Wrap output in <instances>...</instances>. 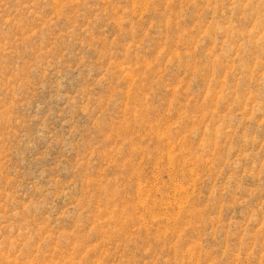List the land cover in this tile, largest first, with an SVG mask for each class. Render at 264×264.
<instances>
[{
	"label": "rangeland",
	"instance_id": "rangeland-1",
	"mask_svg": "<svg viewBox=\"0 0 264 264\" xmlns=\"http://www.w3.org/2000/svg\"><path fill=\"white\" fill-rule=\"evenodd\" d=\"M0 264H264V0H0Z\"/></svg>",
	"mask_w": 264,
	"mask_h": 264
}]
</instances>
